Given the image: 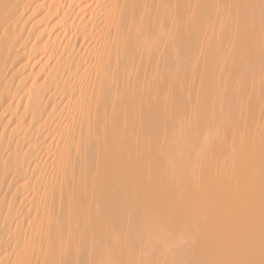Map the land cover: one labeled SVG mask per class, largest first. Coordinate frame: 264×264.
Wrapping results in <instances>:
<instances>
[{
	"label": "bare ground",
	"instance_id": "6f19581e",
	"mask_svg": "<svg viewBox=\"0 0 264 264\" xmlns=\"http://www.w3.org/2000/svg\"><path fill=\"white\" fill-rule=\"evenodd\" d=\"M0 264H264V0H0Z\"/></svg>",
	"mask_w": 264,
	"mask_h": 264
}]
</instances>
